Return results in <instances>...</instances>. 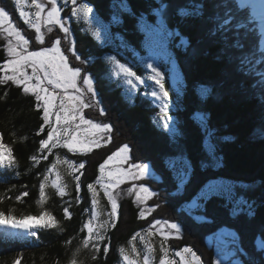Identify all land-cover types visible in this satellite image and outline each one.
I'll return each instance as SVG.
<instances>
[{"label": "trees", "instance_id": "obj_1", "mask_svg": "<svg viewBox=\"0 0 264 264\" xmlns=\"http://www.w3.org/2000/svg\"><path fill=\"white\" fill-rule=\"evenodd\" d=\"M58 2L60 18L66 22L68 35L55 29L57 33L43 46H37L35 37L30 35L31 50L51 47L52 41L60 39L69 67L80 69L81 75H89L93 80L97 100L92 101L90 93L84 94V100L94 106L84 108L83 115L95 123L109 124L112 132L107 135L111 142L85 154L69 152L63 147L42 154L40 141L46 139L50 131L42 120V109L36 110L34 96L24 94L22 88L11 82L0 84V143L10 148L15 158V163L7 167L5 177L0 181L3 182L0 183V213L20 219L26 216L36 218L47 212L57 221V227L52 229L36 227L33 241L37 246L25 252L15 253L13 243L19 242H14V238H0V264H14L17 259L20 264H69L73 257L77 264H124L119 249L125 248L130 253L128 242L131 238L136 233L143 235L156 220L176 223L183 234L165 243L170 247L174 244L175 247L170 248L174 252L190 247L201 258V264H213L223 254L225 249L219 246L220 242L225 243L222 230L233 232L238 237L242 251L234 259L240 260L241 264H264V249L259 248L264 243L263 111L259 100L241 90L239 73L245 66L240 59L230 58L227 50L232 48L226 44L229 34L226 37L216 31L214 17L206 13L208 5H204V13L200 15L182 16L181 9L191 13L202 0H77V5L83 3L93 9L89 23H85L83 18L72 15L69 0L67 3L64 0ZM0 5L22 31L29 29L19 17L14 0H0ZM162 6L163 15L158 17L154 10ZM48 10L45 9V14ZM113 17L118 22H114ZM159 18L164 21L162 37L159 36L169 48L168 56H165L167 49L161 47L157 40L148 42L146 37L152 30L146 29V24L157 25ZM92 32H99L100 37H94ZM168 32L173 35H167ZM65 37L70 53L65 50ZM6 44L4 37L0 36V65L9 58ZM73 50L81 60L76 59ZM109 57L132 67L143 78L151 74L147 64H154V61L158 70L169 78L176 65L179 73L176 81L180 84L177 88L167 84L166 89L170 107L176 109L177 131L170 132L163 127L157 104L150 96L151 88L131 91L123 77L112 74ZM228 72L233 74L232 77L228 78ZM0 76H3V71H0ZM70 93L74 94L73 90ZM97 102L98 107L95 106ZM101 108L104 115L100 114ZM41 125L44 131L37 135ZM125 144L130 148L128 163L149 165L150 172L159 173L163 182L149 174L144 180L121 184L115 190L118 204L115 227L101 229L105 238L97 242L100 251H95L91 245L83 248L81 240L87 232L81 229L90 219L92 207L88 185L95 184L100 175L99 166L107 157ZM33 155H47L48 159L34 164L30 159ZM57 158L71 161L74 165L84 163L85 167L70 174L68 166L57 163ZM181 158L191 164L193 176L183 194L175 195L176 182L167 162ZM53 163H56L55 171L67 185L66 195H57L48 184L45 189L47 200L41 205L38 203L39 184ZM118 166L112 165L114 168ZM122 167L127 168L128 164ZM74 175L80 177L78 182L73 179ZM49 179L56 177L51 175ZM209 180L233 185L234 194L229 197L221 194L192 215L183 211L190 198ZM77 183L80 184L79 193L76 191ZM133 184L149 187L156 195L143 205L134 203L135 196L128 192ZM251 186L255 189H250ZM96 189L99 193L96 223L100 224L109 219L111 205L99 185ZM24 192L28 195L22 196ZM18 196L20 200H17ZM239 200L245 203L233 215L235 201ZM141 207L154 211L146 219H140ZM65 208L71 214L70 219L64 217ZM174 215L188 219V223L180 226L174 219L170 220L175 218ZM196 216L206 219L200 221L195 219ZM37 222L43 224L45 221ZM149 239L155 248L152 264H159L156 261L161 255V237L156 235ZM134 243L142 254L144 245L139 238ZM105 246L109 249L107 254L103 252Z\"/></svg>", "mask_w": 264, "mask_h": 264}, {"label": "snow or ice", "instance_id": "obj_2", "mask_svg": "<svg viewBox=\"0 0 264 264\" xmlns=\"http://www.w3.org/2000/svg\"><path fill=\"white\" fill-rule=\"evenodd\" d=\"M51 5L50 9L45 14V7L39 0H14L15 7L18 11L19 17L29 29L34 30L35 40L39 44H44V35L42 28H48L49 25H58L60 30L68 35L69 29L65 26L66 22H62L60 18V10L56 5V0H47ZM67 3V0H65ZM73 5H77V0H71ZM34 9V12H29L26 9ZM220 9L214 20L217 24L216 31L223 33L226 37L231 34V38L226 40V44L230 48L240 51L239 57L242 65H260L264 68V10H258L254 0H222V3L217 5ZM251 9L249 14L248 10ZM155 14L158 17L163 15V6L155 9ZM93 9L86 4H79L71 9L74 17L83 18L85 23H89V15ZM43 14V15H42ZM200 6H196L193 12H188L181 9L180 15H200ZM114 22L118 20L113 17ZM159 28L164 29V21H159ZM51 31V28H48ZM94 37L99 38V32H92ZM171 36L173 33L168 32ZM178 35V33H177ZM0 36H3L7 41L6 51L9 59L0 65V71H3V76H0V84L11 82L17 87L22 88L24 94H31L36 100V110L42 109V120L45 125H48L50 131L47 133V138L42 139L39 145V151L43 154L45 151L51 153V150L56 147L66 148L69 152L79 151L82 154L91 152L93 148L106 146L111 142L110 134L112 127L109 124L95 123L90 119H85L83 109L94 106L84 100V93H90L92 101L97 100V94L94 90L93 80L89 75H81V70L78 68L69 67L67 58L60 48L61 41L56 39L52 41L51 47H46L40 51H29V39H26L22 34L21 29L17 24L13 23L10 14L4 9L0 8ZM183 43V41H182ZM247 50V51H246ZM73 55L77 60H81L80 56L73 50ZM112 65V74L116 77H123L124 83L130 86L131 91H135L140 86L151 88L150 96L154 102H159V119L165 129H171L169 116V91L165 87V76L154 64H147V68L151 70V74L146 78H142L133 71L132 67L125 63H121L115 57H109ZM86 63V61H81ZM31 69V73L28 72ZM261 80L264 81V71L258 72ZM83 81L84 89L77 85V80ZM151 81L152 85L147 84ZM59 89V92H57ZM73 90V93L69 92ZM57 100L59 103L57 104ZM98 107V102L95 104ZM100 114L104 115V110L100 109ZM55 117V126L52 123V117ZM85 126L81 128V126ZM44 131L43 125L40 127V132ZM130 148L127 144L118 148L99 166L100 175L97 177L95 184L88 185V191L92 194V207L90 219L83 224L81 231H86L87 235L81 240V246L88 248L90 245L95 251H100L97 242L103 240L105 237L101 234V229L107 227H115V222L118 216V204L115 196V190L121 184L128 181L144 180L150 174L149 165L143 163L129 164ZM7 155V160L5 159ZM34 164L40 163L41 159L47 160V155L36 156L30 158ZM15 163V158L12 156L10 148H7L0 143V168L12 167ZM57 163H63L68 166L71 172L79 171L85 167L84 163L79 165L72 164L71 161H60L57 158ZM119 165L112 167V165ZM128 164L127 168L122 167ZM168 168L173 173L176 182L175 195H181L186 189L188 183L191 182L193 170L191 164L185 159H170L167 162ZM56 170V163L47 169V174L44 175L43 180L39 184V201L43 205L47 200L46 186L51 185L56 190L57 195L63 197L66 195L67 185L62 182V178ZM55 175L56 179L50 180V176ZM73 179L79 181V176H73ZM96 185H99L103 191L104 197L111 205V212L108 213L109 219L97 224L98 219V195ZM76 191L79 193L80 184H76ZM130 195L135 196L134 203L140 205L145 204L149 199L156 195L149 187L144 185L133 184L128 189ZM222 192H231V189L223 185L221 182L209 180L204 183L190 201L184 206L183 211H187L192 215L196 210L201 209L211 199L218 197ZM28 193H22V196H27ZM21 197L18 196L17 200ZM79 201V196H77ZM244 201H235L236 207L233 208V215H236L237 210ZM154 209L140 208L139 218L146 219ZM65 219H70L71 214L67 208L64 209ZM46 218V219H45ZM195 219L203 221L204 216H196ZM44 220L43 224L26 223L25 221ZM12 221L10 227L28 230L31 235L35 236L36 232L31 229L36 227L55 228L57 221L53 216L47 212H42L39 217L33 218L31 216L15 219L11 215H4L0 213V222ZM159 226V227H157ZM167 229L168 231H165ZM180 227L176 223L161 222L156 220L150 225L145 233H136L128 242L131 247V254L125 248H120L119 252L124 264H140V257L142 255V264H152L153 253L155 248L149 238L159 235L161 237V245L159 252V264H201V258L190 248L184 247L175 252V256L179 257V262L169 256V249L166 246V241L171 238H179ZM222 234L230 237L225 241L224 252L219 257L218 261L213 264H241L240 260L233 259L242 250L239 247L238 237L233 232ZM139 238L140 243L144 245V252L141 254L134 241ZM71 243V241H68ZM264 247V243L261 244ZM108 247L105 246L103 252L107 254ZM95 259V256L92 257ZM14 264H20L17 259ZM69 264H77L75 257Z\"/></svg>", "mask_w": 264, "mask_h": 264}, {"label": "rangeland", "instance_id": "obj_3", "mask_svg": "<svg viewBox=\"0 0 264 264\" xmlns=\"http://www.w3.org/2000/svg\"><path fill=\"white\" fill-rule=\"evenodd\" d=\"M63 1V0H62ZM65 1V0H64ZM70 2H71V0H69ZM39 2L40 3H42L43 5H44V7H45V9H50V7H51V5L50 4H48V2H47V0H39ZM56 5H57V7L58 6H60V4H59V2H58V0H56ZM72 5V8L74 7V6H76V5H73V4H71ZM1 6V5H0ZM78 6V5H77ZM27 11H29V12H33L32 11V9L31 8H28V9H26ZM14 23V22H13ZM27 26V25H26ZM48 28H51V31H48ZM48 28H42V33H43V35H44V40H45V43H46V41L47 40H49V38L54 34V33H57L56 32V30L55 29H60L59 28V26L58 25H49L48 26ZM26 29V28H25ZM27 30H29V31H27ZM27 30H21L22 31V34L25 36V38L26 39H29L30 37H28V36H32V37H35V32H34V30H32V29H27ZM24 32V33H23ZM59 32H60V30H59ZM60 33H62L63 35H65L63 32H60ZM6 41V40H5ZM65 41H66V45H65V50H67L69 53L71 52V50H70V45L68 46V41H67V39H66V37H65ZM7 42V41H6ZM29 42H30V39H29ZM35 42V44L37 45V46H43L44 44H39V43H37L36 42V40L34 41ZM163 46V48H166L167 49V52H166V54H165V56H168V55H170V51H169V48H168V46H167V44H166V42H164V41H161V47ZM28 48H29V51H35V50H31V48H32V43L30 42V44L28 45ZM60 48H61V51H62V49H63V46H62V44H60ZM41 50H43V49H41ZM36 51H40V50H36ZM9 59V58H8ZM154 65L158 68V65H157V63L154 61ZM72 67V66H71ZM176 70H177V67H176V65H174V68H172L171 69V71H172V73H173V77H171V78H169L168 77V80L166 81V84H170L171 82H175L176 80H177V76H178V72H176ZM28 72L29 73H31V69H28ZM150 73H151V70H150ZM4 74V73H3ZM83 76V75H82ZM78 81L79 82H77V85H78V87H79V85L81 86V87H85L84 85H83V82H82V80L81 79H78ZM80 87V88H81ZM70 91H72L71 89H69V92ZM57 92H59V89H57ZM86 91H85V95H86ZM249 94H251V95H254V94H256V91L255 90H251L250 92H249ZM86 98V97H85ZM57 104L59 103V101L57 100V102H56ZM52 123H53V125L55 126V117L53 116L52 118ZM171 126H173V124L171 125ZM202 126H203V124H202ZM83 127V125L81 126V128ZM203 127H207V125L205 124ZM159 174V173H158ZM157 173H155L153 170L150 172V177H153L154 179H156V180H158L159 182H163V177H161L160 175H158ZM218 182H221L223 185H225L226 187H228V188H230L231 189V192H222V194L223 195H228V197H229V195H232V194H234V192H235V188H233L234 186L233 185H231V184H229V183H226V182H223V181H218ZM255 189V186H251L250 187V189ZM239 201H242V200H239ZM244 204V203H243ZM243 204H241V205H243ZM240 205V206H241ZM198 211L196 210L194 213H197ZM175 216V215H174ZM173 219H174V222H178V223H180V226L182 225H185V223H188V219H183V218H180V217H177V216H175V218L174 217H171V219L170 220H172L173 221ZM35 222H37V221H40V220H34ZM26 223H29L28 221H25ZM181 229V228H180ZM24 229H19L18 228V231L19 232H22ZM225 233V232H224ZM180 234H183V232L182 231H180ZM225 235V234H224ZM229 238L230 237H228L227 235H225V239H222L224 242L226 241V240H229ZM221 240V241H222ZM216 241H217V239H216ZM224 244L225 243H223V242H220V245L219 246H222V247H224ZM166 246L168 247V249H169V256L172 258V259H174V260H176L177 262H179V257H176L174 254H175V252L174 251H172L170 248H173V247H175V245L173 244L171 247L166 243ZM27 248H29L28 246H18V247H16L15 249H14V251H15V253H18V252H25L26 250H27ZM204 248V247H203ZM260 249H264V247L263 248H261V247H259ZM205 249V248H204ZM219 251V250H218ZM220 252V251H219ZM224 252V251H223ZM222 252V253H223ZM264 252V251H263ZM245 253V252H244ZM129 254H131V252L129 253ZM246 254V253H245ZM218 255V253L215 255V256H217ZM141 258H142V255H141ZM160 258V257H159ZM216 259H217V257H216ZM233 259H234V257H233ZM156 263H159V259L156 261Z\"/></svg>", "mask_w": 264, "mask_h": 264}, {"label": "bare ground", "instance_id": "obj_4", "mask_svg": "<svg viewBox=\"0 0 264 264\" xmlns=\"http://www.w3.org/2000/svg\"><path fill=\"white\" fill-rule=\"evenodd\" d=\"M143 18V17H142ZM118 20V19H117ZM181 72V71H180Z\"/></svg>", "mask_w": 264, "mask_h": 264}]
</instances>
